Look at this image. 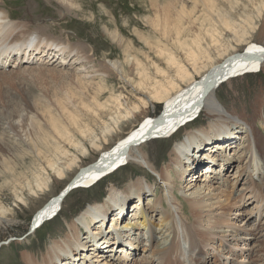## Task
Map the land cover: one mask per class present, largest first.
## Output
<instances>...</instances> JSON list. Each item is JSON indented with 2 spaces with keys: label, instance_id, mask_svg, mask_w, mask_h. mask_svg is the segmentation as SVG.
I'll list each match as a JSON object with an SVG mask.
<instances>
[{
  "label": "bare ground",
  "instance_id": "1",
  "mask_svg": "<svg viewBox=\"0 0 264 264\" xmlns=\"http://www.w3.org/2000/svg\"><path fill=\"white\" fill-rule=\"evenodd\" d=\"M57 2L67 9L78 7L73 5V0ZM202 3L208 13L204 17L207 21L205 36L195 34L190 38L193 46L187 45L186 36L189 35L183 34L190 29L192 21L187 20L184 25L183 20L194 11L196 1L191 9L182 4L173 17L169 7L163 11V16L148 17L155 29L166 34L172 29L177 42L188 46L185 51L187 65L181 63L178 56L168 53L166 60L172 68L164 72L158 69L151 51H147L149 59L144 64L138 60L134 62L141 77L138 78L139 88H135L139 94L138 103L128 105L120 119L144 117L110 146L105 145L112 136L110 126L103 130V143L91 142L90 153L99 149L100 153L93 161L80 165L71 181L32 215L30 232L57 216L59 211L55 209L74 186L90 188L130 163L136 165V177L110 181L101 200L87 203L69 223L67 231L58 235L59 238H53L43 253L22 251L25 264H264V86L260 83L252 86L247 80L241 83L243 88L238 91H233V86L227 88V92L219 89L233 85L232 82L241 77L264 73V46L253 40L246 42L242 50L224 44L229 37L222 35V27L217 24L229 29L234 24L227 17L211 15L218 11L212 0H202ZM63 12L65 14V10ZM28 26L25 17L15 22L7 11L0 9L2 70L7 63L13 68L54 62L68 66L79 60L80 65L86 63L85 68L81 73H70L68 78L76 88L89 85L95 101V95L105 88L102 81L108 76V69L122 73V64L117 60L105 59L101 68L95 69L92 54L87 50L90 46L73 44L68 36L64 40L45 36L30 31ZM110 35L119 42L117 45L121 44L120 33L115 30ZM238 36L240 38L242 34ZM140 37L152 47L150 34ZM164 39L168 41L166 37ZM211 52L216 57L200 73L205 66L199 64L200 54L210 60ZM129 61L133 60L128 58ZM189 67L196 74L200 73L197 78ZM151 68L162 75L154 79L146 72ZM32 69L36 68L33 66ZM96 76L98 79L94 81ZM122 78L127 81L124 76ZM68 99L66 92L53 102L65 110L71 102ZM195 101V112L199 109L197 116L191 122L182 123L185 117L194 113L189 109H193ZM148 103L161 104V108L152 112L147 109ZM48 114L51 128L62 134L56 117L50 111ZM200 114L203 119L198 120ZM69 116L74 120L72 115ZM119 123L120 120L115 121L118 126ZM164 137H173V145L160 162L154 155L157 146L151 152L148 142ZM80 148L84 153L87 147ZM217 156L222 158L220 165L226 168L221 175L211 168ZM76 158L77 155L65 157L64 166L77 165ZM143 168L160 179L162 195L152 204L144 203V199L153 194L158 186L157 179ZM53 171L54 180L60 179L64 167L55 166ZM191 172L194 177L185 181ZM180 181L183 185H178ZM47 183L42 182L39 189ZM163 201L167 203L166 208ZM249 205L252 208L247 210ZM233 208H236L235 214L241 213L240 219L230 218ZM7 213L8 209L0 205V233L4 225L10 224ZM158 213H162L161 219L154 224L152 218ZM253 220L256 224L246 228L245 223ZM169 229L170 233L165 235ZM157 233L163 237L158 238ZM209 249L213 250L212 255L208 253Z\"/></svg>",
  "mask_w": 264,
  "mask_h": 264
},
{
  "label": "rangeland",
  "instance_id": "2",
  "mask_svg": "<svg viewBox=\"0 0 264 264\" xmlns=\"http://www.w3.org/2000/svg\"><path fill=\"white\" fill-rule=\"evenodd\" d=\"M73 2L75 3L73 5L77 4L78 7L72 6L67 9L59 6L57 0H0V9L7 11L13 21L18 22L20 18L25 17L30 31H38L39 34L62 40L68 36L73 44H83L87 48L90 46V49H86L92 54V64H96L95 69H100V64L105 59L117 60L122 64L123 73L108 69L109 74L102 81L105 88L95 95L97 99L95 101L89 85L76 88L68 78L70 73H81L85 68L86 63L80 65L79 60L76 62L70 60L71 64L68 66L57 62L47 65L35 63L1 70L3 74L0 73V205L8 209L6 217L11 221L9 225L2 227L0 242L5 239H15L8 244H1L0 264H25L21 258L22 251L25 250L35 252L37 255L43 253L53 238L57 239L64 231H67L69 223L87 203L101 200L105 195L104 189L110 181L127 180V178L129 180L131 177H136V165L130 163L90 188L74 186L73 191L55 209L59 211L57 216L30 232L29 222L32 215L52 195L60 192L64 185L71 181L80 165L93 161L100 153V149L90 153L91 142L96 140L103 143V130L110 126L112 136H109L105 144L110 146L119 137L127 134L133 125L144 117L141 115L135 116L138 119L134 117L120 119L128 105L138 103L139 94L135 88H139L138 78L141 77L134 62L138 60L144 64V61L149 59L147 51H151L158 69L164 72L171 71L172 64L166 60L168 53L178 56L181 59L179 61L186 64L188 63L185 55L187 45L194 44L190 38L195 34L200 37L205 36L203 33L207 21L204 17L208 13L204 11L205 6L202 0H73ZM212 2L218 11L211 12V15L227 17L234 24L231 29L217 24L222 27L220 29L222 35L229 37L224 44L242 50L246 42L253 40L264 46V4H262L264 2L261 3V0H212ZM182 4L188 9L194 6L191 14L184 16L185 18L182 17L184 25H187V20L192 21L190 29L183 31V34L189 35H184L187 37V45L177 42L172 29L166 34L155 29L148 21V17L163 16V11L167 7L173 17L176 9ZM103 28L108 32H105ZM238 29L240 31H237ZM115 30L123 37L119 45H117L119 42L110 35V32ZM240 33L242 36L239 38ZM149 34L153 40L148 38L151 40L152 47L140 37V35L147 37ZM165 37L168 41L164 39ZM127 42L130 43L125 44ZM210 54V60H205L200 54L202 59L199 64L205 65L200 69V73L216 57L214 52ZM128 58L133 61L128 62ZM33 66L35 70L32 69ZM190 70L192 71V68ZM146 72L151 73L154 79L162 75L155 68H151V71L148 69ZM199 74L193 72L195 78ZM123 76L127 81L123 80ZM97 79L96 76L94 81ZM247 80L252 86H257V83L264 86V73L241 77L233 81V85H224V88L222 86L219 89L227 92V88L233 86L232 90L238 91L243 88L241 83ZM66 92L69 94L68 101L71 102L65 110H61L53 100L64 96ZM196 102L193 104V109H189L191 113H194L188 115L187 119L182 117L180 119L184 118L182 123L195 119L199 112V109L195 112ZM158 108H161V104H147V109L152 112L157 111ZM48 110L56 117L57 123L62 128V134L56 133L51 128ZM69 115H72L74 120ZM200 115L198 120L203 119V114ZM189 118L191 119L188 120ZM116 120H120L119 126L115 124ZM172 145L173 137L148 142V146L152 148L151 152H154L157 146L158 151L154 155L160 162L165 159L166 151ZM81 146L87 147L84 153L80 151ZM70 155H77L76 161L79 162L77 164L79 166L69 168L64 166L65 157ZM55 166L56 168L64 167L62 177L57 180H54L55 171L52 172ZM143 169L157 179L155 181L158 186L154 188L153 194L144 199V203L152 204L162 195L160 179L154 173ZM199 171L201 168L198 169ZM192 172L185 181L194 177ZM46 181L48 185L39 189V185ZM181 184L183 185V181L178 183V185ZM162 203L166 208L167 203L165 201ZM250 208L252 205L246 207L247 210ZM231 212L232 220L241 218V213L235 214L236 208H233ZM161 214L153 216L154 224L159 223ZM14 220L17 222L14 223ZM253 224H256L254 220L245 223V226L249 228ZM170 231V229L167 230L165 235ZM157 237L163 236L157 233ZM212 252L213 250H208L209 254Z\"/></svg>",
  "mask_w": 264,
  "mask_h": 264
},
{
  "label": "water",
  "instance_id": "3",
  "mask_svg": "<svg viewBox=\"0 0 264 264\" xmlns=\"http://www.w3.org/2000/svg\"><path fill=\"white\" fill-rule=\"evenodd\" d=\"M70 186V185H69ZM30 230V229H29ZM15 238H11V239H8V240H6V241H2V242H0V244H8V242H10V241H12V240H14Z\"/></svg>",
  "mask_w": 264,
  "mask_h": 264
}]
</instances>
